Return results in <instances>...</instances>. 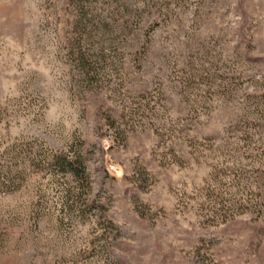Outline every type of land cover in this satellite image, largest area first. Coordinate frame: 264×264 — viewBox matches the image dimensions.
<instances>
[{"label":"rangeland","instance_id":"1","mask_svg":"<svg viewBox=\"0 0 264 264\" xmlns=\"http://www.w3.org/2000/svg\"><path fill=\"white\" fill-rule=\"evenodd\" d=\"M263 203L264 0H0V264H264Z\"/></svg>","mask_w":264,"mask_h":264},{"label":"trees","instance_id":"2","mask_svg":"<svg viewBox=\"0 0 264 264\" xmlns=\"http://www.w3.org/2000/svg\"><path fill=\"white\" fill-rule=\"evenodd\" d=\"M42 144H38L37 142L28 143L30 151V156L32 161L36 163L37 168H52L55 172L59 174H63L66 176L67 174L76 176L77 178H85L87 176L86 169L84 167L83 158L80 153L75 151H49L45 149V147H41ZM32 146V147H30ZM33 163V164H35ZM8 170L5 175V181L7 184L11 183L10 178V170L9 167H6ZM263 211H264V203ZM262 205L260 208H262ZM260 215V214H259Z\"/></svg>","mask_w":264,"mask_h":264}]
</instances>
